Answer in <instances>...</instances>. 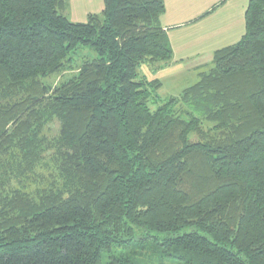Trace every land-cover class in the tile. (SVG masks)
<instances>
[{
	"label": "trees",
	"instance_id": "1",
	"mask_svg": "<svg viewBox=\"0 0 264 264\" xmlns=\"http://www.w3.org/2000/svg\"><path fill=\"white\" fill-rule=\"evenodd\" d=\"M103 2L76 22L68 0H0V264H143L114 248L146 241L264 264V0L164 99L141 69L173 57L165 0Z\"/></svg>",
	"mask_w": 264,
	"mask_h": 264
},
{
	"label": "crops",
	"instance_id": "2",
	"mask_svg": "<svg viewBox=\"0 0 264 264\" xmlns=\"http://www.w3.org/2000/svg\"><path fill=\"white\" fill-rule=\"evenodd\" d=\"M249 1L165 0L166 11L160 20L173 57L161 69L144 74L158 79L162 86L165 82L176 85L185 82L187 75L208 69L217 49L238 42L244 35Z\"/></svg>",
	"mask_w": 264,
	"mask_h": 264
},
{
	"label": "rangeland",
	"instance_id": "3",
	"mask_svg": "<svg viewBox=\"0 0 264 264\" xmlns=\"http://www.w3.org/2000/svg\"><path fill=\"white\" fill-rule=\"evenodd\" d=\"M104 8V2L103 0H68V7L65 12L66 16L76 22H85L87 21L88 14L89 13H100L102 9ZM97 56V54L88 48L80 47L76 51V55L74 57V60L80 64L84 60L93 59ZM152 67L144 65L141 69V73H151ZM149 73V74H150ZM72 73L68 72L64 75L60 74H54L47 79H45L48 83L53 84L54 86L58 84L61 80H63L66 77L71 76ZM199 79V75L197 74H190L186 76V81L183 83H178L176 85L164 83L161 89L159 90L161 96L164 98L178 95L183 88H185L188 85H191L195 83ZM184 85V86H182ZM158 105L160 103H157ZM157 106V105H156ZM53 131L58 130V124L52 125ZM193 139H197L196 136H192ZM152 241H146L145 242V248H142L140 244H138L136 247H115L114 252L116 254L124 253L129 256H135L136 258H139L138 261L142 262L143 264H181V262L175 260L174 258L167 257L164 254L160 252L161 246L158 248L155 246H152ZM109 261V254L108 252L103 253V264H107Z\"/></svg>",
	"mask_w": 264,
	"mask_h": 264
}]
</instances>
